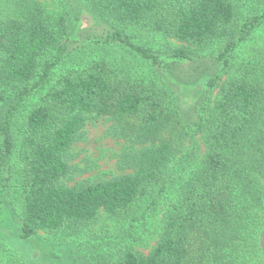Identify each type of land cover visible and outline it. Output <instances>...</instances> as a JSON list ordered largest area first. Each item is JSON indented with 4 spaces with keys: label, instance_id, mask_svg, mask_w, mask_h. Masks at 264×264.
I'll return each mask as SVG.
<instances>
[{
    "label": "trees",
    "instance_id": "1",
    "mask_svg": "<svg viewBox=\"0 0 264 264\" xmlns=\"http://www.w3.org/2000/svg\"><path fill=\"white\" fill-rule=\"evenodd\" d=\"M83 1L116 25L97 39L103 49L160 66L193 60L191 48L210 49L224 77L204 82L197 119L185 124L173 90L120 71L99 50L85 59L68 51L62 0L52 9L39 0H0V193L18 219L16 237L73 234L100 211L124 221L163 205L148 254L124 249L76 264L261 263L264 49L255 60L229 56L264 24V0L247 16V0ZM131 26L183 45L155 53L134 40ZM102 116L114 121L110 135L142 146L125 156L131 172L64 184L73 171V142L87 121ZM188 136L200 137L202 153L197 145L185 147Z\"/></svg>",
    "mask_w": 264,
    "mask_h": 264
},
{
    "label": "rangeland",
    "instance_id": "2",
    "mask_svg": "<svg viewBox=\"0 0 264 264\" xmlns=\"http://www.w3.org/2000/svg\"><path fill=\"white\" fill-rule=\"evenodd\" d=\"M52 9L60 0H39ZM67 9V46L70 53L80 52L81 56L100 52L111 58L117 69L129 72L133 77L145 82L153 81L158 87L173 90L178 111L183 123L194 122L202 99L204 82L216 74L223 75L221 63L217 60L216 51L208 49L193 53V60L184 62L160 61L153 65L135 58L121 49H103L97 39L104 38L116 25L110 20H101L88 11L83 0H62ZM256 0H247L243 8V16H247L250 8H257ZM241 15V17H243ZM135 41L147 45L151 51L167 54L181 47L173 37L149 32L145 29L128 27ZM264 49V24L254 29L249 38L237 44L230 52V61L255 60ZM78 56V55H77ZM224 75L222 76V78ZM213 99V98H212ZM114 121L107 116L87 121L79 138L71 147L73 171L64 184L73 185L81 182L96 183L112 177L131 172L127 153L137 151L142 146L132 144L122 137L112 136L108 130L113 128ZM185 147L197 145L203 152L199 136L184 138ZM124 163V164H123ZM0 243L4 250L0 253L3 264H76L86 259H102L113 257L121 250L131 249L148 254L156 244L158 225L162 219L161 208L153 214H133L124 221L109 218L100 211L96 220L73 234L62 232L48 234L37 232L27 240H19L15 231L18 219L13 213L9 201L0 193ZM264 229L260 234V242L264 244ZM261 244V245H263ZM257 264H264V245L259 254Z\"/></svg>",
    "mask_w": 264,
    "mask_h": 264
}]
</instances>
